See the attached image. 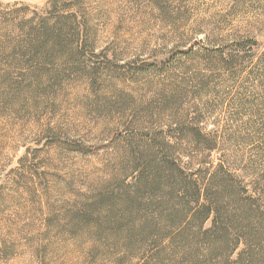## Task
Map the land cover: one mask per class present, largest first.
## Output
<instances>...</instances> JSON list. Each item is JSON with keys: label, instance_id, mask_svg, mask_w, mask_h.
<instances>
[{"label": "rangeland", "instance_id": "374dc122", "mask_svg": "<svg viewBox=\"0 0 264 264\" xmlns=\"http://www.w3.org/2000/svg\"><path fill=\"white\" fill-rule=\"evenodd\" d=\"M50 3L0 0V264H146L104 228L147 192V141L200 125L211 162L249 186L264 168V0H56L85 53L37 63L25 22Z\"/></svg>", "mask_w": 264, "mask_h": 264}, {"label": "trees", "instance_id": "16d2710c", "mask_svg": "<svg viewBox=\"0 0 264 264\" xmlns=\"http://www.w3.org/2000/svg\"><path fill=\"white\" fill-rule=\"evenodd\" d=\"M55 1L37 23L25 22L23 48L37 63L45 53L52 62L85 53L79 10L58 9ZM179 132L186 136L146 142L155 155L142 153L135 180L147 192H134L104 229L125 232L150 253L146 264H257V254L264 253V168L249 186L225 164L211 162L217 142L204 127ZM185 149L192 153L187 160Z\"/></svg>", "mask_w": 264, "mask_h": 264}]
</instances>
